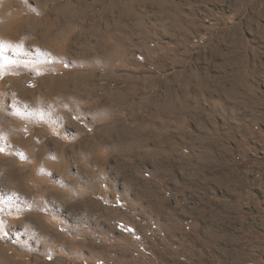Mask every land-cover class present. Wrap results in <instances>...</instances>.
Masks as SVG:
<instances>
[{
  "label": "rangeland",
  "instance_id": "obj_1",
  "mask_svg": "<svg viewBox=\"0 0 264 264\" xmlns=\"http://www.w3.org/2000/svg\"><path fill=\"white\" fill-rule=\"evenodd\" d=\"M116 1L0 0V260L264 264V0Z\"/></svg>",
  "mask_w": 264,
  "mask_h": 264
},
{
  "label": "bare ground",
  "instance_id": "obj_2",
  "mask_svg": "<svg viewBox=\"0 0 264 264\" xmlns=\"http://www.w3.org/2000/svg\"><path fill=\"white\" fill-rule=\"evenodd\" d=\"M5 1V0H4ZM76 2V1H75ZM116 0H111V2H110V8L111 9H114V5H116ZM7 3V2H6ZM6 3L4 4V5H6ZM70 3V2H69ZM8 5H9V3H8ZM66 5V4H65ZM1 8V7H0ZM20 8V7H19ZM60 8V7H59ZM67 8V7H66ZM74 8V7H73ZM107 8V7H106ZM70 9V8H69ZM108 9V8H107ZM8 10H9V8H8ZM84 10V9H83ZM1 11V10H0ZM82 11V10H81ZM6 12H7V10H6ZM109 12H111V11H109ZM79 13H82V12H78V14ZM102 13H105L104 11H101V12H97L96 13V15H98V17L99 16H102L103 14ZM20 14V13H19ZM22 14V13H21ZM89 14V13H88ZM100 14H102V15H100ZM61 15H63V14H61ZM76 14H74V16H75ZM94 15V14H93ZM64 16V15H63ZM65 16H66V14H65ZM73 16V15H72ZM80 16H82V15H80ZM87 16V15H86ZM59 17V16H58ZM8 18V17H7ZM69 18H70V16H69ZM12 19V18H11ZM80 19V18H79ZM6 21V20H5ZM9 21V20H8ZM11 21V20H10ZM7 22V21H6ZM6 22H5V24H6ZM54 22V21H53ZM56 22H58V20L56 21ZM9 23V22H8ZM50 23V22H49ZM42 23H37V24H35L36 25V27L37 26H39L38 28L40 29L41 27H42V29H43V26L41 25ZM2 25H3V23H2ZM14 25H15V27H14V29H12L13 27V25L12 26H10L9 25V28L8 27H6L5 28V30L3 31L2 29H4V27L1 29L2 30V34L3 33H5V32H8V36H10V38H11V36H14V38L15 37H17L20 33H22L21 31L23 30V21L21 20V19H19L17 22H16V24L14 23ZM52 26V25H51ZM48 27V26H47ZM39 29L38 30H36L34 33H31L33 30H29L27 33H26V35L27 36H35V35H40V36H42L41 37V43H44V44H46V45H48V46H52V44L54 43L53 42V40H54V32L52 31V30H54V29H52V28H45V30L44 31H42V32H39ZM41 31V30H40ZM57 31V30H56ZM1 32V31H0ZM66 33V32H65ZM93 33L95 34V35H98V36H100V40L98 39L96 42H95V47L94 46H92L91 44H89L88 45V47H85V48H87V51H88V49H90V51H91V49L94 47V49H98L99 51L100 50H102L103 48H104V43H103V39L101 40V36H102V34H100L101 33V30L100 29H96V30H94L93 31ZM1 34V33H0ZM7 34V33H6ZM24 34V33H23ZM59 35V34H58ZM70 36V35H69ZM97 36V37H98ZM19 37V36H18ZM7 38V37H6ZM38 38V37H37ZM83 38V37H82ZM4 39V38H3ZM6 40V39H5ZM7 40H9V39H7ZM66 40V39H65ZM105 40V39H104ZM3 41V40H2ZM10 41V40H9ZM9 41H6V42H9ZM12 41V40H11ZM57 42V41H56ZM10 43V42H9ZM58 43V42H57ZM65 43V42H64ZM11 44V43H10ZM38 44V43H37ZM53 45H55V44H53ZM63 45V44H62ZM65 45V44H64ZM45 47V46H44ZM61 47V46H60ZM63 47V46H62ZM84 48V47H83ZM1 49H2V47H1ZM14 49V48H13ZM60 50H61V48H60ZM20 52V51H19ZM44 52V51H43ZM94 52V51H93ZM92 51H91V53H93ZM108 57L109 58H113V57H116V56H118V53H113V52H109L108 53ZM54 59H55V57H53ZM52 58V59H53ZM84 63V62H83ZM51 84H52V91L54 92V90H55V85L58 87V83L54 80V79H51ZM42 83V82H41ZM46 84V83H45ZM80 84V83H79ZM59 85H60V83H59ZM65 86H67V82L65 81H63L62 83H61V88L62 89H65ZM74 86V85H73ZM49 91H51V88L50 89H48ZM51 91V92H52ZM48 92V91H47ZM74 92V91H73ZM118 93V92H117ZM116 93V94H117ZM90 94V93H89ZM119 94V96H120V93H118ZM118 96V97H119ZM231 103V102H230ZM63 120V119H62ZM132 147V146H131ZM130 147V148H131ZM122 152V151H121ZM259 244V243H258ZM205 246V245H204ZM260 246V244L258 245V247ZM261 248L262 249H264V245H262L261 246ZM3 256H4V254H3ZM0 257H1V255H0ZM0 261H2V262H4V263H2V264H7V259L5 258V257H3Z\"/></svg>",
  "mask_w": 264,
  "mask_h": 264
},
{
  "label": "crops",
  "instance_id": "obj_3",
  "mask_svg": "<svg viewBox=\"0 0 264 264\" xmlns=\"http://www.w3.org/2000/svg\"><path fill=\"white\" fill-rule=\"evenodd\" d=\"M124 11H125V10H123V12H124ZM126 11H127V10H126ZM129 11L132 12V10H129ZM136 24H137V23H136ZM138 24H139V23H138ZM138 24H137V26H138ZM149 33H150V32H149L148 30H146V29L141 30V29L139 28V29H135L134 33H130L129 36H130V37H131V36L133 37V36H135V35H136V36H147ZM102 36H103V35H102ZM116 37L118 38L116 41H118L122 36L120 37L119 35H117ZM120 40H121V39H120ZM104 46H105V49H106V42L104 43ZM100 51H103V49L100 50ZM106 52H108V53H109V52H113V53H118V54H119V52H118L117 50H115L112 46H111L110 48H107V49H106ZM116 57H118V56H116ZM116 57H113V58H116ZM83 78H84V77H83ZM79 83H81V82H79ZM178 107H179V106H172L171 109L174 108L173 110L176 111V109H178ZM171 109H170V110H171ZM179 109H180V108H179ZM170 110H168L169 114L172 113V111H170ZM174 111H173V112H174ZM158 116H159V114H158ZM154 126H155V125H154ZM156 126H158V128H163L165 125H164V124H158V125H156ZM163 129H164V128H163ZM180 131H181V129H180ZM183 131H184V130H183ZM179 133H181V132H179ZM184 133H185V131H184ZM168 134H169V133H168ZM168 134H167V135L164 134L163 138L159 139V141L162 142V143H164V144H167V142H168V136H169ZM158 138H159V137L155 136L154 139H155V141H156L158 144H160V143L158 142ZM132 147H133V146H132ZM169 147H170V145L167 146V148H169ZM163 148H165L164 145H163ZM170 231H171V232H175V231H176V228H173V229H171Z\"/></svg>",
  "mask_w": 264,
  "mask_h": 264
}]
</instances>
